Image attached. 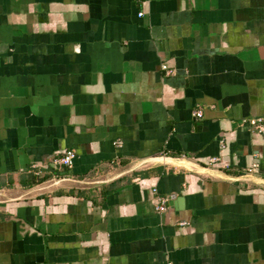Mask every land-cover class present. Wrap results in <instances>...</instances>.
Listing matches in <instances>:
<instances>
[{
    "label": "crops",
    "instance_id": "obj_1",
    "mask_svg": "<svg viewBox=\"0 0 264 264\" xmlns=\"http://www.w3.org/2000/svg\"><path fill=\"white\" fill-rule=\"evenodd\" d=\"M256 118L264 0H0V264H264Z\"/></svg>",
    "mask_w": 264,
    "mask_h": 264
},
{
    "label": "built area",
    "instance_id": "obj_2",
    "mask_svg": "<svg viewBox=\"0 0 264 264\" xmlns=\"http://www.w3.org/2000/svg\"><path fill=\"white\" fill-rule=\"evenodd\" d=\"M161 68L163 71H165L166 74H171V71L167 70L166 67L162 66ZM192 116L199 119L201 118L202 114L200 111H195L193 112ZM248 124H249V128H251L253 132H256L264 136V119L263 118L252 119L248 122ZM74 157H75L74 153L71 151H68L62 157L56 159L55 162L59 164L60 166L70 168ZM217 161L218 160L216 158H212L209 160V164L215 165ZM247 172H248L247 173L248 175L252 174L253 169H249L247 170ZM154 208L157 213H164L166 211V199H164L163 197L156 198V203H155Z\"/></svg>",
    "mask_w": 264,
    "mask_h": 264
},
{
    "label": "water",
    "instance_id": "obj_3",
    "mask_svg": "<svg viewBox=\"0 0 264 264\" xmlns=\"http://www.w3.org/2000/svg\"><path fill=\"white\" fill-rule=\"evenodd\" d=\"M239 180H242V181H251V180H249V179H239Z\"/></svg>",
    "mask_w": 264,
    "mask_h": 264
}]
</instances>
